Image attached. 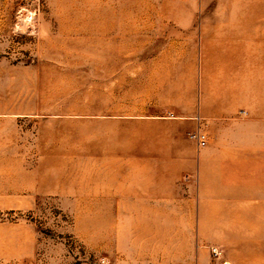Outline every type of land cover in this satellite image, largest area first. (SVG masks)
<instances>
[{"label":"rangeland","instance_id":"1","mask_svg":"<svg viewBox=\"0 0 264 264\" xmlns=\"http://www.w3.org/2000/svg\"><path fill=\"white\" fill-rule=\"evenodd\" d=\"M233 20L248 99L164 120V69L231 82ZM261 92L264 0H0V264H264Z\"/></svg>","mask_w":264,"mask_h":264},{"label":"crops","instance_id":"2","mask_svg":"<svg viewBox=\"0 0 264 264\" xmlns=\"http://www.w3.org/2000/svg\"><path fill=\"white\" fill-rule=\"evenodd\" d=\"M254 29H256L255 25L245 20L216 22L215 25L207 24L203 27L204 31H201L200 35L204 44L224 45L227 53L232 55L231 82L225 80V74L221 73V79L219 77L218 80L217 72L215 74L212 72L210 56L212 51L210 52L209 49L203 50L198 88L194 87L195 80L191 67L186 71L181 69L178 75L172 74L176 70L164 69V88L170 87L169 90L164 89V120L192 119L203 132L205 125H222L224 119L238 112L242 101H246L249 97L248 90L245 87L242 88L241 67L238 62L240 46L248 45L250 39L253 41L258 39L259 32ZM217 50L226 54L222 47ZM217 61L214 63L215 68L219 65ZM228 83H231V87L227 86ZM261 93L260 99L263 101L264 94Z\"/></svg>","mask_w":264,"mask_h":264},{"label":"built area","instance_id":"3","mask_svg":"<svg viewBox=\"0 0 264 264\" xmlns=\"http://www.w3.org/2000/svg\"><path fill=\"white\" fill-rule=\"evenodd\" d=\"M190 140L195 141L199 148H205L208 144V138L201 132H190L188 134Z\"/></svg>","mask_w":264,"mask_h":264}]
</instances>
